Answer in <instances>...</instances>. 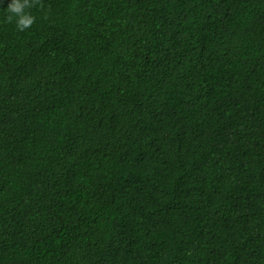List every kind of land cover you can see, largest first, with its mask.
I'll use <instances>...</instances> for the list:
<instances>
[{"label": "trees", "instance_id": "trees-1", "mask_svg": "<svg viewBox=\"0 0 264 264\" xmlns=\"http://www.w3.org/2000/svg\"><path fill=\"white\" fill-rule=\"evenodd\" d=\"M0 0V264H264V0Z\"/></svg>", "mask_w": 264, "mask_h": 264}, {"label": "clouds", "instance_id": "clouds-1", "mask_svg": "<svg viewBox=\"0 0 264 264\" xmlns=\"http://www.w3.org/2000/svg\"><path fill=\"white\" fill-rule=\"evenodd\" d=\"M39 5L44 7L42 0H12V3L6 10L10 15L7 17V22L12 23L15 18L16 27L19 31H24L32 27L36 18L26 9H31Z\"/></svg>", "mask_w": 264, "mask_h": 264}]
</instances>
